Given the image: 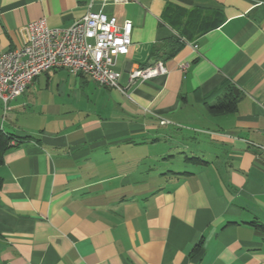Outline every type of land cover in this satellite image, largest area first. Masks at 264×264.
Masks as SVG:
<instances>
[{
  "label": "crops",
  "instance_id": "obj_1",
  "mask_svg": "<svg viewBox=\"0 0 264 264\" xmlns=\"http://www.w3.org/2000/svg\"><path fill=\"white\" fill-rule=\"evenodd\" d=\"M89 1L0 0V54L22 47L29 22L67 28ZM169 4L212 29L186 39L165 74L130 83L178 34ZM104 10L133 25L117 63L124 92L53 69L0 102L4 130L32 136L0 165V264H264L253 225L264 224V0ZM54 81L61 103L31 100Z\"/></svg>",
  "mask_w": 264,
  "mask_h": 264
},
{
  "label": "built area",
  "instance_id": "obj_2",
  "mask_svg": "<svg viewBox=\"0 0 264 264\" xmlns=\"http://www.w3.org/2000/svg\"><path fill=\"white\" fill-rule=\"evenodd\" d=\"M130 1L90 0L85 15L67 28L50 27L45 18L29 22L22 47L0 54V102L4 109L24 94L39 75L53 69L87 75L100 86L124 92L117 63L130 52L133 25L129 20L120 24L104 8ZM95 4L100 8L95 9ZM165 72L159 61L132 69L129 82L145 81Z\"/></svg>",
  "mask_w": 264,
  "mask_h": 264
},
{
  "label": "trees",
  "instance_id": "obj_3",
  "mask_svg": "<svg viewBox=\"0 0 264 264\" xmlns=\"http://www.w3.org/2000/svg\"><path fill=\"white\" fill-rule=\"evenodd\" d=\"M166 13H169L171 17L170 21L177 22L178 34L154 46L153 51H152V56H151L153 60L152 64L159 62V61L165 63L166 61H168L169 59H171L172 57L176 55V53L182 48V46L186 42V39H190L191 35L198 36L212 29V28L199 29V27H197L198 25L196 23L194 24L193 21L184 22L183 17L187 14L186 18H188L189 12L177 6H173L169 4L166 7ZM221 23L222 22L216 23L212 27L214 26L217 27ZM231 107H233V103H231L230 101L226 103V105L222 104L218 106L217 110L226 112V111L231 110ZM31 138L32 136L30 135L21 136V135L12 133V132H8L4 130V128L0 124V165L3 164L4 156L9 150L18 146L19 144L23 143L26 140H30ZM188 160L198 161L199 159L197 157H192V158H188ZM1 187H2V180L0 179V189ZM253 225L260 232L264 234V224L263 223L254 221Z\"/></svg>",
  "mask_w": 264,
  "mask_h": 264
},
{
  "label": "rangeland",
  "instance_id": "obj_4",
  "mask_svg": "<svg viewBox=\"0 0 264 264\" xmlns=\"http://www.w3.org/2000/svg\"><path fill=\"white\" fill-rule=\"evenodd\" d=\"M57 84H58V82L54 81L53 84L50 86V89L44 88V90L41 93H39L37 95L36 94L31 95V97H32L31 100L33 101L34 98L35 99L37 98L35 101H37L38 106H40L41 103L42 104L53 103V102L61 103V102H59V98H58L59 93L57 90ZM37 105H36V107H37ZM31 107L34 108V105L31 104ZM3 110L4 109H2V111ZM1 119L2 118H0V122H1Z\"/></svg>",
  "mask_w": 264,
  "mask_h": 264
}]
</instances>
